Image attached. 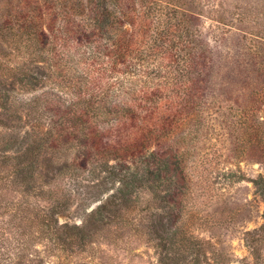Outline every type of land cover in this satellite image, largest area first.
<instances>
[{
  "label": "trees",
  "instance_id": "16d2710c",
  "mask_svg": "<svg viewBox=\"0 0 264 264\" xmlns=\"http://www.w3.org/2000/svg\"><path fill=\"white\" fill-rule=\"evenodd\" d=\"M198 15L184 0L0 4V264H70L140 232L158 264H212L184 224L183 155L158 123L171 110L158 79L201 53L185 25ZM252 182L264 198V175ZM75 202L98 204L78 223ZM245 241L264 264V223Z\"/></svg>",
  "mask_w": 264,
  "mask_h": 264
},
{
  "label": "rangeland",
  "instance_id": "374dc122",
  "mask_svg": "<svg viewBox=\"0 0 264 264\" xmlns=\"http://www.w3.org/2000/svg\"><path fill=\"white\" fill-rule=\"evenodd\" d=\"M184 1L202 13L185 24L201 53L189 74L158 79L171 108L158 121L166 120L161 144L183 155L184 224L210 243L211 263L250 264L245 234L264 223L252 182L264 175V0ZM97 204L75 202L68 217L79 223ZM70 264H158V255L144 232L126 233L100 238Z\"/></svg>",
  "mask_w": 264,
  "mask_h": 264
}]
</instances>
